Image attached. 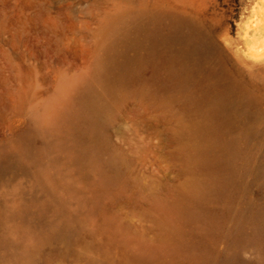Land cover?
Segmentation results:
<instances>
[{
  "label": "rangeland",
  "instance_id": "374dc122",
  "mask_svg": "<svg viewBox=\"0 0 264 264\" xmlns=\"http://www.w3.org/2000/svg\"><path fill=\"white\" fill-rule=\"evenodd\" d=\"M171 62L182 77L165 76ZM89 98L101 158L82 167L64 111ZM0 148L13 154L0 168V264H143L177 237L174 264H201L205 245L210 264H257L264 0H0ZM226 154L241 178L206 203L220 227L205 237L182 209L225 176ZM105 169L118 177L101 189Z\"/></svg>",
  "mask_w": 264,
  "mask_h": 264
},
{
  "label": "bare ground",
  "instance_id": "6f19581e",
  "mask_svg": "<svg viewBox=\"0 0 264 264\" xmlns=\"http://www.w3.org/2000/svg\"><path fill=\"white\" fill-rule=\"evenodd\" d=\"M157 18L159 19L160 15H155L154 17H151V19H157ZM110 60H112L113 62L112 56H109V61ZM164 74L167 77H182L179 70H177L173 62L167 64ZM64 119H66V125H67L66 129L68 131V134L72 135L73 137L74 147H73L72 156L74 157L75 161L78 164H80L82 167H85L86 164H93L99 162L101 158L100 150L96 144H94L89 140V138L94 133L97 126V106L95 104L94 99L89 98L88 100H86L76 108H67L64 111ZM42 129L46 133V128L42 127ZM43 131H41V133ZM26 134L24 132L21 135L23 137V135L26 136ZM31 135L27 134L26 138L31 137ZM25 154H27V152H25ZM11 158H13V154L9 150L0 148V168H3L4 162H6ZM205 162H207L208 164L210 163L209 159L206 160ZM220 162H221L220 165L225 166L227 170L226 174H224L225 176L219 178L217 181H215L210 186H208L204 192L194 197L197 203L195 208L182 209L183 218L185 220L190 221L193 219H202L204 221L206 225L204 229L205 237L208 236L214 237L218 235L219 233L218 231L220 227L219 223L216 222L218 221V216L214 214H210L206 210V203L211 197L218 199L220 198L223 200L231 196L234 187L238 182V180L241 178V174H242V165L236 161V158L233 155L232 156L230 154L224 155ZM216 163L217 161L215 162V164ZM117 177L118 176L115 173L111 172L110 170L107 169L103 170L101 179L99 181V187L101 189L107 188V185H110L111 183L115 182ZM256 217L259 218L254 222L255 231L253 234V239L259 244L264 246V205L257 208V210L254 211L252 218L254 219ZM65 225L68 226L69 222L67 221ZM244 234L245 233L243 232V228L238 229L237 231H235V233L232 236L233 240L241 239L244 236ZM183 243L184 242H182V239L180 237H177L173 239L166 247H164V249L157 251L153 249H149L145 252L142 258L141 255L139 256L142 260L144 259L143 264L144 262L145 264H174L175 263L174 259L170 260L167 258V254H168L167 248L170 251L184 250L185 247ZM202 248L203 249L199 254V251H197L198 249L196 247V251L200 255V257L198 258H201L202 260V261L200 260L201 261L200 263L210 264V259H211L210 246L205 245ZM195 255L196 257L198 256L197 254ZM219 264H248V263H244V262L238 263L234 257H229L224 259L223 262H220ZM257 264H264V255L259 259Z\"/></svg>",
  "mask_w": 264,
  "mask_h": 264
}]
</instances>
